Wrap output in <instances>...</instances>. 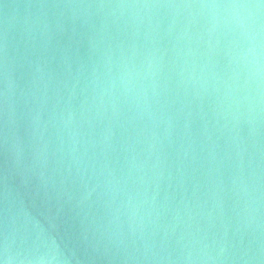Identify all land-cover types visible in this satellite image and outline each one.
<instances>
[{"label":"clouds","instance_id":"obj_1","mask_svg":"<svg viewBox=\"0 0 264 264\" xmlns=\"http://www.w3.org/2000/svg\"><path fill=\"white\" fill-rule=\"evenodd\" d=\"M0 107V264H264V0H30Z\"/></svg>","mask_w":264,"mask_h":264},{"label":"water","instance_id":"obj_2","mask_svg":"<svg viewBox=\"0 0 264 264\" xmlns=\"http://www.w3.org/2000/svg\"><path fill=\"white\" fill-rule=\"evenodd\" d=\"M29 2L30 0H0V30L6 23L15 22L24 12V5ZM17 142L19 144L18 153L13 148V144ZM31 165L29 134L26 131L24 121L17 118L15 125L7 124L2 107H0V189H2L6 172L10 187L21 192L33 188L34 185L31 182L26 185L21 184L23 177L31 176ZM30 206L31 199L25 197L24 210L28 211ZM71 225L72 221L69 220L65 227L70 228Z\"/></svg>","mask_w":264,"mask_h":264}]
</instances>
